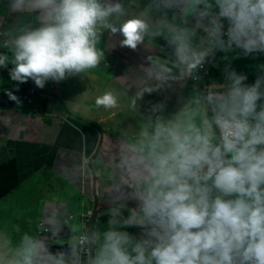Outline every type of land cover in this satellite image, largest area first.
I'll return each instance as SVG.
<instances>
[{
  "label": "clouds",
  "instance_id": "1",
  "mask_svg": "<svg viewBox=\"0 0 264 264\" xmlns=\"http://www.w3.org/2000/svg\"><path fill=\"white\" fill-rule=\"evenodd\" d=\"M14 27L0 31V69L9 78L48 81L96 69L103 33L119 32L120 46L136 50L165 42L166 58L150 57L137 71L145 93L194 81L217 51L264 53V0H0ZM25 14L27 23L20 22ZM226 21V25H225ZM7 37V39H4ZM8 53H11V59ZM251 84L225 66L181 100L173 115L153 104L119 157L126 176L121 199L103 229L70 226V251L51 253L59 229L0 232V264H264V64ZM151 85V86H147ZM8 98L19 103L11 90ZM117 105L105 92L95 99ZM133 200L136 207H127ZM123 210V211H122ZM127 212V216L123 214ZM140 227L143 235L127 231Z\"/></svg>",
  "mask_w": 264,
  "mask_h": 264
},
{
  "label": "crops",
  "instance_id": "2",
  "mask_svg": "<svg viewBox=\"0 0 264 264\" xmlns=\"http://www.w3.org/2000/svg\"><path fill=\"white\" fill-rule=\"evenodd\" d=\"M31 19L25 14L20 22ZM17 20V13L9 14L7 7L0 4V31L14 27ZM122 38L119 32L103 33L100 47L104 50V59L98 68L68 76L60 82L48 81L43 88H38L31 79L22 83L10 80L11 63L0 69V97H3L0 102V232L11 239L15 240L25 231L45 235L49 230L59 229L54 239L60 242L51 243L49 251L69 252L66 242L71 239L70 226L80 222L84 226L94 208V201L88 197L93 193L92 172L98 194L106 191L107 195L99 207L115 206L127 179L119 157L126 139L134 135L141 123L140 113L147 114L153 104L163 101L167 105L165 114L173 115L181 107L182 98L190 94L192 81L176 80L170 89L145 93L137 100V108L134 107L135 91L146 86L138 66L152 56L165 59L167 49L165 42L157 38L151 46L141 44L132 50L120 46ZM8 55L11 59V53ZM224 55L219 52L217 66L204 73L202 87L209 81L221 82L226 65L246 74L247 84L261 74L259 66L264 64V53L238 57L228 53L227 61ZM5 90L13 91L19 103L10 100ZM105 92L117 96V105L109 110L113 113L108 112V127L106 108L99 106L104 109L101 110L104 119H99L95 104V99ZM25 95H32V103ZM117 110L124 112L115 115ZM92 158L94 170L88 166ZM106 179V186L102 185ZM126 204L136 207L133 200ZM83 213L84 217L79 216ZM107 213L97 216L94 229L106 226ZM127 231L143 235L140 227H129Z\"/></svg>",
  "mask_w": 264,
  "mask_h": 264
},
{
  "label": "water",
  "instance_id": "3",
  "mask_svg": "<svg viewBox=\"0 0 264 264\" xmlns=\"http://www.w3.org/2000/svg\"><path fill=\"white\" fill-rule=\"evenodd\" d=\"M218 55H219V51H217L215 53V55L213 56V58L209 61L208 65L207 66H204L203 69L201 70V73H200V77L196 80H194L195 84H196V89H199L202 87V84H201V78L203 77L204 73L208 70H210L212 67H216L217 66V58H218ZM48 96L50 97H54V95L52 94H48ZM100 147V145L98 146V148ZM98 150V149H97ZM94 160V158L91 159V162H89L88 166L90 169L94 170V163H92V161ZM92 177H93V193L90 195H88V197H91V201H94V208H93V211H92V214L85 219V225L82 226V228L84 230H91V229H94V224H95V221L97 219V216H103V214H105L107 211H109V209L111 207H113L112 205H107V206H104V207H99V204L103 203L104 201H106V191L104 193H99L98 194V189H97V186H96V178H95V175L94 173L92 172ZM102 185L106 184L108 182V179H106V181H102ZM106 186V185H105ZM88 201V200H87ZM123 211V210H122ZM123 214L125 216H127V213L126 212H123ZM79 216H83L84 217V213L83 214H80ZM80 226H81V222H80Z\"/></svg>",
  "mask_w": 264,
  "mask_h": 264
},
{
  "label": "rangeland",
  "instance_id": "4",
  "mask_svg": "<svg viewBox=\"0 0 264 264\" xmlns=\"http://www.w3.org/2000/svg\"><path fill=\"white\" fill-rule=\"evenodd\" d=\"M106 33V32H105ZM226 61H227V59H225ZM231 62V61H230ZM244 68V67H243ZM248 71V69L246 68V70H245V72H247ZM246 75V74H245ZM194 81H192V83H191V85H192V88L190 89V93H191V90L193 89V87L194 86H196V84H195V82L193 83ZM246 82V81H245ZM190 84V83H189ZM120 108V107H119ZM101 110H104L103 108H101V107H98L97 109H96V115H98V116H100V118L99 119H104L103 117H101ZM110 110V108H107L106 109V112H107V114H106V116H105V118H106V127H108V119L110 118V114L111 113H113V111H109ZM120 111L121 110H117L116 111V114L115 115H118V114H120ZM93 112H95V111H93ZM108 112H110V114H109V116H108ZM122 112H124V111H121V113ZM129 112V111H128ZM128 112H127V116L129 115L128 114ZM89 113H90V110H89ZM92 114H94V113H92ZM87 117H88V114H87ZM84 121L85 122H88L86 119H84ZM114 124H115V126H116V116L114 117ZM123 128H128V127H121V129H123ZM114 131V130H113Z\"/></svg>",
  "mask_w": 264,
  "mask_h": 264
},
{
  "label": "built area",
  "instance_id": "5",
  "mask_svg": "<svg viewBox=\"0 0 264 264\" xmlns=\"http://www.w3.org/2000/svg\"><path fill=\"white\" fill-rule=\"evenodd\" d=\"M31 96H32V95H30V96H29V95H25V98H26L30 103H32V98H31Z\"/></svg>",
  "mask_w": 264,
  "mask_h": 264
},
{
  "label": "trees",
  "instance_id": "6",
  "mask_svg": "<svg viewBox=\"0 0 264 264\" xmlns=\"http://www.w3.org/2000/svg\"><path fill=\"white\" fill-rule=\"evenodd\" d=\"M3 97H0V102L2 101Z\"/></svg>",
  "mask_w": 264,
  "mask_h": 264
}]
</instances>
